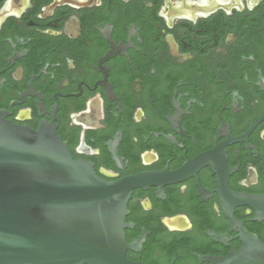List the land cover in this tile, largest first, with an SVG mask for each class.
Listing matches in <instances>:
<instances>
[{
	"label": "flooded vegetation",
	"instance_id": "obj_1",
	"mask_svg": "<svg viewBox=\"0 0 264 264\" xmlns=\"http://www.w3.org/2000/svg\"><path fill=\"white\" fill-rule=\"evenodd\" d=\"M0 111L106 181L164 176L128 199V261L226 257L219 185L264 196V0H0Z\"/></svg>",
	"mask_w": 264,
	"mask_h": 264
},
{
	"label": "water",
	"instance_id": "obj_2",
	"mask_svg": "<svg viewBox=\"0 0 264 264\" xmlns=\"http://www.w3.org/2000/svg\"><path fill=\"white\" fill-rule=\"evenodd\" d=\"M163 178L139 173L106 181L73 159L49 125L34 131L0 111V264H140L125 258L127 202L134 189ZM217 191L242 245L209 264H264V243L233 216L235 207L248 206L251 221H264V196L235 194L225 181Z\"/></svg>",
	"mask_w": 264,
	"mask_h": 264
}]
</instances>
